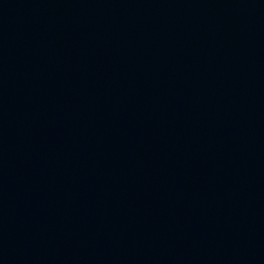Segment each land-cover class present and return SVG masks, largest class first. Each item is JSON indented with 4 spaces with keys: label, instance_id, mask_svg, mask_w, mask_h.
Instances as JSON below:
<instances>
[{
    "label": "water",
    "instance_id": "water-1",
    "mask_svg": "<svg viewBox=\"0 0 264 264\" xmlns=\"http://www.w3.org/2000/svg\"><path fill=\"white\" fill-rule=\"evenodd\" d=\"M0 264H264V0H0Z\"/></svg>",
    "mask_w": 264,
    "mask_h": 264
}]
</instances>
